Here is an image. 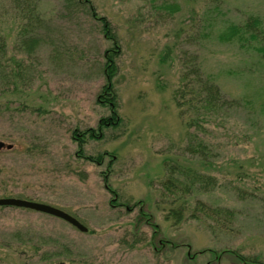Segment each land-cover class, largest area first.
Listing matches in <instances>:
<instances>
[{"label":"rangeland","instance_id":"1","mask_svg":"<svg viewBox=\"0 0 264 264\" xmlns=\"http://www.w3.org/2000/svg\"><path fill=\"white\" fill-rule=\"evenodd\" d=\"M250 14L264 21V0H0V198L87 228L0 205V264H264V69L217 39ZM98 17L119 42L120 123L82 146L101 164L71 137L109 114L96 101L111 45ZM198 72L224 99L206 115L201 100L182 111L174 97Z\"/></svg>","mask_w":264,"mask_h":264},{"label":"trees","instance_id":"2","mask_svg":"<svg viewBox=\"0 0 264 264\" xmlns=\"http://www.w3.org/2000/svg\"><path fill=\"white\" fill-rule=\"evenodd\" d=\"M173 5L174 4H168L166 5V7L173 8ZM90 10L92 15H94V11L91 7ZM33 17L40 21L39 17ZM97 19L101 22L102 32L105 38L110 41L111 45L104 51L103 54L104 64L102 72L105 81L101 86L99 93L97 94L96 101L99 104L106 106L109 114L98 119L96 128H87L81 132L75 129L71 132V137L77 143V152L79 156L85 157L86 159L96 164H101L104 158V154H97L95 156L83 155L82 146L85 143L86 139H101L104 128L116 127L120 123V117L117 111V97L113 85V78L117 72L116 58L119 54V42L117 37L112 33L106 18L98 17ZM217 39L221 42H234L240 48L255 53L261 61L264 69V21L260 18V16L250 14L240 22H229L217 33ZM25 40L27 41L29 47L35 45V43L37 42V38L34 37V35L27 37ZM4 52L5 44L3 36L0 34V69L3 67L2 57L4 55ZM200 74L201 73L199 72L195 73L194 79L190 82L184 83V86L180 87L177 90L176 94L174 93V97L177 102L176 104L180 110L184 108L182 107L184 105L190 106L193 105L195 100H201V105L203 108L202 115H206V113L208 114L209 112L219 108L224 99H222L221 97L219 86L216 81L209 76ZM190 83H194L195 87H198L196 93H193ZM197 177L203 178V176L199 175H197ZM175 182H177L176 178H169L164 183L165 189L169 190V188L175 186ZM103 183L104 187L112 195L110 203L115 202L116 193L108 184L107 176L105 175H103ZM169 214L170 216L178 219L179 217H181L182 212L178 209H172ZM139 217L142 220H146L144 222L153 228L152 236H156V234L158 233L157 225L151 220V216L143 210L142 206L139 207ZM160 244L163 245V243ZM210 253L214 255V259H220L219 254L213 251H210ZM238 257L243 260L240 256Z\"/></svg>","mask_w":264,"mask_h":264},{"label":"water","instance_id":"3","mask_svg":"<svg viewBox=\"0 0 264 264\" xmlns=\"http://www.w3.org/2000/svg\"><path fill=\"white\" fill-rule=\"evenodd\" d=\"M2 145L3 144L0 142V147ZM0 205H11V206H17V207H24V208H29V209H33L36 211L44 212V213L59 217L67 221L71 225L78 228L80 231H86L87 229L83 224H81L73 216L69 215L68 213L64 212L63 210L59 208L53 207L48 204L30 201V200L21 199V198L6 197V198H0ZM56 264H64V263L58 262Z\"/></svg>","mask_w":264,"mask_h":264}]
</instances>
